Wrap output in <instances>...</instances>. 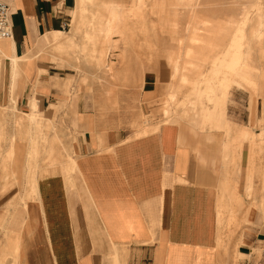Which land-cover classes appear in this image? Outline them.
I'll return each mask as SVG.
<instances>
[{
	"label": "rangeland",
	"instance_id": "374dc122",
	"mask_svg": "<svg viewBox=\"0 0 264 264\" xmlns=\"http://www.w3.org/2000/svg\"><path fill=\"white\" fill-rule=\"evenodd\" d=\"M68 22L46 48H30L35 80L12 85L26 62L12 72L8 60L0 61V208L19 192L27 204L34 200L39 168L77 161L74 143L87 130L86 115L96 138V123L104 135H127L148 122L178 129L198 120L197 131L186 127L188 146L200 142V152L228 173L222 195L234 199L221 212L217 257L264 264V233L250 253L238 254L248 225L264 230V0H74ZM45 79L54 89L39 86ZM58 100L62 105L48 112ZM54 150L58 159L49 157ZM247 178L252 192L245 195ZM249 209L259 224L246 223ZM10 218L0 219V264L20 260L21 244L7 241Z\"/></svg>",
	"mask_w": 264,
	"mask_h": 264
},
{
	"label": "crops",
	"instance_id": "0c3cea01",
	"mask_svg": "<svg viewBox=\"0 0 264 264\" xmlns=\"http://www.w3.org/2000/svg\"><path fill=\"white\" fill-rule=\"evenodd\" d=\"M9 1L12 38L1 42L0 61L8 60L12 72L26 62L25 75L12 78V85L16 80L19 86L38 74L30 48L42 50L55 41L49 36L68 22L74 0ZM38 82L45 90L54 89L49 79ZM60 105L62 100L48 112ZM76 113L72 111V122L78 127ZM87 117V130L74 143L77 161L70 158L61 162L63 166L39 168L34 200L27 204L19 192L0 208V219L11 217L7 228L13 239L7 241L21 244L19 264H226L217 257L219 221L234 199L231 193L222 195L228 180L222 175L228 173L200 152V142L188 146L186 127L195 130L198 120L178 129L171 123L148 122L127 135H104L96 123V138ZM238 133L252 134L247 128ZM201 137L209 142L210 131ZM29 151L35 154L37 149ZM57 153L49 157L58 159ZM244 191L252 192L248 178ZM20 201L12 215L3 214L7 204ZM258 218L249 209L246 223L259 224ZM259 229H244L238 254L250 253L264 233Z\"/></svg>",
	"mask_w": 264,
	"mask_h": 264
},
{
	"label": "built area",
	"instance_id": "2783aa9c",
	"mask_svg": "<svg viewBox=\"0 0 264 264\" xmlns=\"http://www.w3.org/2000/svg\"><path fill=\"white\" fill-rule=\"evenodd\" d=\"M68 23H64L62 30L68 28ZM11 37L12 26L10 22V7L4 0H0V41L10 39Z\"/></svg>",
	"mask_w": 264,
	"mask_h": 264
},
{
	"label": "bare ground",
	"instance_id": "6f19581e",
	"mask_svg": "<svg viewBox=\"0 0 264 264\" xmlns=\"http://www.w3.org/2000/svg\"><path fill=\"white\" fill-rule=\"evenodd\" d=\"M11 38H12V37H11ZM4 40H7V39H4ZM4 40H1V41H0V44H1V42L4 41ZM237 46H238V45H237ZM237 46H236V47H237ZM235 49H236V48H235ZM235 55H236V54H235ZM175 66H176V65H175ZM176 67H177V66H176ZM176 69H177V68H176ZM175 71H176V70H175ZM14 105H15V104H14ZM14 105H12L11 108H12L13 110H16V108H15L16 105H15V106H14Z\"/></svg>",
	"mask_w": 264,
	"mask_h": 264
}]
</instances>
